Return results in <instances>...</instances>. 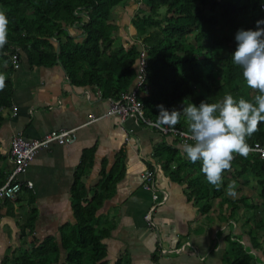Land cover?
I'll return each mask as SVG.
<instances>
[{"label":"trees","instance_id":"1","mask_svg":"<svg viewBox=\"0 0 264 264\" xmlns=\"http://www.w3.org/2000/svg\"><path fill=\"white\" fill-rule=\"evenodd\" d=\"M137 5L140 7L129 15L131 25L127 26L133 38L114 35L119 25L114 20L118 8L126 13ZM262 5L264 0H0V11L9 21L8 43L0 50V59L13 63L12 55L19 49L31 65L60 64L74 85L96 87L104 97L117 99L135 88L138 60L141 50H145L149 89H142L138 97L145 115L156 122L159 105L182 112L189 103L199 107L201 102L215 103L227 94L237 101H252L259 94L247 87L242 68L234 64L232 57L238 46L236 33L240 29L257 30L256 22L264 19ZM72 30L80 35H73ZM11 97V82L6 79L0 90V125L1 109L11 105ZM176 127L191 134L183 113ZM247 143H264V122ZM166 154L167 164L172 159L177 163L170 173L177 180H189L191 195L204 203V213L210 208V199L224 197L228 201L224 183L220 190L207 183L201 161L183 163L177 159V150L165 145L156 149L157 156ZM232 169L235 178H244L248 183L249 175L256 181L260 194L258 203L252 200L251 206L255 217L262 207L260 221L264 228V159L256 153L247 158L236 155ZM86 171V165H81L73 192L76 223L61 228L66 258L61 257L57 239L34 238L25 243L23 251L4 257L1 264H109L103 244L109 230L97 231V213L113 195L120 177L114 171L104 173L98 185L101 192L92 190L90 194L81 180ZM228 174L225 171L223 180ZM244 201L247 198L230 204L239 210ZM34 221L28 220L22 226L21 236L33 235ZM256 224L249 235L253 245L260 248L261 227L259 222ZM228 241L230 264H259L240 238ZM115 264L127 262L121 258Z\"/></svg>","mask_w":264,"mask_h":264},{"label":"crops","instance_id":"2","mask_svg":"<svg viewBox=\"0 0 264 264\" xmlns=\"http://www.w3.org/2000/svg\"><path fill=\"white\" fill-rule=\"evenodd\" d=\"M117 24L114 35L133 38L124 17ZM72 34L79 36L80 32L72 30ZM20 58L19 69L11 61L0 59V74L12 86L11 105L1 109L0 187L14 169L10 146L17 134L38 140L54 131L73 130L76 139L71 144L53 143L40 151L20 176L24 185L21 193L0 205V264L7 255L23 251L30 241L21 236L28 220H35L33 240L57 239L61 257L66 258L61 228L76 223L73 192L83 164L87 171L81 180L90 194L92 190L101 192L98 185L104 173L114 171L120 177L113 195L97 213V231L109 230L103 240L109 264L121 258L127 264H230L229 238H240L259 264H264L262 207L255 217L251 206L252 200L258 203L260 189L251 176H246V183L244 178H235L233 169L229 171L223 191L226 194L234 181L235 197L226 194L228 201L224 197L210 199V208L204 213V203L191 195L189 180H177L170 173L177 164L175 159L167 164V154L156 155V149L165 145L178 151V160L191 162L182 151L181 139L165 136L133 119L109 115L113 98L104 97L96 87L74 85L60 64L33 66L22 51ZM147 172H154L152 190L145 188ZM243 198L247 201L235 212L230 201ZM150 211L153 225L145 220ZM256 222L261 227L260 248L253 245L249 235Z\"/></svg>","mask_w":264,"mask_h":264},{"label":"clouds","instance_id":"3","mask_svg":"<svg viewBox=\"0 0 264 264\" xmlns=\"http://www.w3.org/2000/svg\"><path fill=\"white\" fill-rule=\"evenodd\" d=\"M8 18L0 11V50L8 43ZM264 19L256 22L257 30L240 29L235 36L237 50L232 60L242 68V76L249 89L259 93L252 101H238L227 94L222 100L201 102L199 107L189 103L182 112L168 111L159 105L156 127H174L183 113L193 143L182 145V151L191 162H202V173L208 184L220 190L225 171H231L236 155L247 158L251 148L247 139L264 122ZM6 76L0 74V90L5 87ZM226 194L235 197V182L228 185Z\"/></svg>","mask_w":264,"mask_h":264},{"label":"built area","instance_id":"4","mask_svg":"<svg viewBox=\"0 0 264 264\" xmlns=\"http://www.w3.org/2000/svg\"><path fill=\"white\" fill-rule=\"evenodd\" d=\"M264 10V5H262ZM20 53L18 49L16 53L12 55V61L15 69L21 67L20 63ZM138 64V77L136 81V86L131 92L122 93L119 98L111 99V107L109 109V115H118L123 120L133 119L138 123H141L147 128H152L165 136H174L181 139L185 143H193L191 140V134L186 133L176 127L161 126L156 127V122L148 118L145 115L144 104L139 99V94L141 90L147 91L149 86L147 85V70L149 67L147 52L141 50ZM94 120V117L93 119ZM75 131H54L47 134L42 139L31 140L26 138L22 134H17L13 137L10 146V155L14 161V169L9 174L6 183L0 187V205L9 200H15L17 196L23 190V182L20 180V176L25 174L28 170L29 165L42 150L50 148L53 143H67L71 144L75 141ZM251 152L259 154L262 159H264V143H256L250 146ZM145 188L152 190L154 186V172H147L144 175ZM31 188L33 185L28 184ZM155 199H158L157 194H153ZM157 205H154V209ZM152 211L148 212L145 216V220L149 225H153L152 221ZM163 252V251H162ZM164 253V252H163Z\"/></svg>","mask_w":264,"mask_h":264},{"label":"rangeland","instance_id":"5","mask_svg":"<svg viewBox=\"0 0 264 264\" xmlns=\"http://www.w3.org/2000/svg\"><path fill=\"white\" fill-rule=\"evenodd\" d=\"M139 7H140V5L138 6H136V8H129L127 11H126V13H125V9L124 8H122V7H120V8H118V10H117V12L114 14V16L115 17H117V20H116V22L117 21H119L120 19L122 20V18L124 17V21H127V25H131L130 24V16L129 15H134V9L135 10H138L139 9ZM118 16L120 17L121 16V18H119L118 19ZM128 29H129V27H128ZM130 30H131V28H130ZM252 181H253V178H252ZM237 217V216H236ZM33 235H31V234H29V236H28V238L30 239V241L29 242H31L32 240H33V237H32ZM18 253V252H17Z\"/></svg>","mask_w":264,"mask_h":264}]
</instances>
